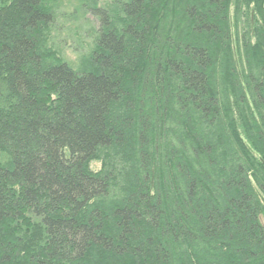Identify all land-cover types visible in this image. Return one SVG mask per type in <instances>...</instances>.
Returning a JSON list of instances; mask_svg holds the SVG:
<instances>
[{
    "label": "trees",
    "instance_id": "obj_1",
    "mask_svg": "<svg viewBox=\"0 0 264 264\" xmlns=\"http://www.w3.org/2000/svg\"><path fill=\"white\" fill-rule=\"evenodd\" d=\"M99 1L0 0V264H264V0Z\"/></svg>",
    "mask_w": 264,
    "mask_h": 264
},
{
    "label": "rangeland",
    "instance_id": "obj_2",
    "mask_svg": "<svg viewBox=\"0 0 264 264\" xmlns=\"http://www.w3.org/2000/svg\"><path fill=\"white\" fill-rule=\"evenodd\" d=\"M100 1H104V0H100ZM99 1V2H100ZM150 15H151V13H148V17H150ZM146 17H147V15H146ZM148 23V22H147ZM149 24H151L150 22L148 23V25ZM66 54H67V57L69 58V59H71V60H73L74 59V54H72L71 52H69V51H66ZM131 69H133V66H131V67H129V66H127V67H123V66H120L119 68H117L116 69V67H115V70H118L119 72H126V74H125V76H127V75H129V71L131 70ZM90 168L92 169V170H98L99 169V163L98 162H91L90 163Z\"/></svg>",
    "mask_w": 264,
    "mask_h": 264
},
{
    "label": "bare ground",
    "instance_id": "obj_3",
    "mask_svg": "<svg viewBox=\"0 0 264 264\" xmlns=\"http://www.w3.org/2000/svg\"><path fill=\"white\" fill-rule=\"evenodd\" d=\"M232 45H235V43L232 41ZM239 62V61H238ZM51 94V93H50ZM52 95V94H51ZM257 189V188H256ZM258 191V190H257Z\"/></svg>",
    "mask_w": 264,
    "mask_h": 264
}]
</instances>
